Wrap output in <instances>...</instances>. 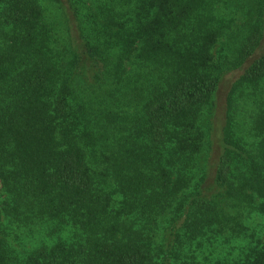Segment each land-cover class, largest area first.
<instances>
[{
    "label": "trees",
    "instance_id": "1",
    "mask_svg": "<svg viewBox=\"0 0 264 264\" xmlns=\"http://www.w3.org/2000/svg\"><path fill=\"white\" fill-rule=\"evenodd\" d=\"M263 41L264 0H0V264H264Z\"/></svg>",
    "mask_w": 264,
    "mask_h": 264
},
{
    "label": "rangeland",
    "instance_id": "2",
    "mask_svg": "<svg viewBox=\"0 0 264 264\" xmlns=\"http://www.w3.org/2000/svg\"><path fill=\"white\" fill-rule=\"evenodd\" d=\"M264 42V41H263ZM262 46H263V49H264V43L262 44ZM232 74L231 73H227V74H225V76H224V79H223V81L221 82L222 84V86H224L225 84H227V82H229V80L231 79V76ZM221 90H224V89H222L221 88ZM259 222H260V226L261 227H264V218L263 217H259Z\"/></svg>",
    "mask_w": 264,
    "mask_h": 264
}]
</instances>
